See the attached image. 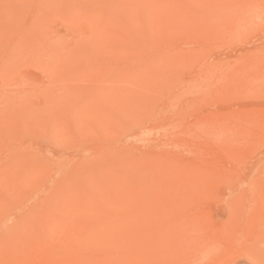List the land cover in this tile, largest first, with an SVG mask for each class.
Wrapping results in <instances>:
<instances>
[{
  "label": "rangeland",
  "instance_id": "374dc122",
  "mask_svg": "<svg viewBox=\"0 0 264 264\" xmlns=\"http://www.w3.org/2000/svg\"><path fill=\"white\" fill-rule=\"evenodd\" d=\"M130 1L0 0V264H264V0Z\"/></svg>",
  "mask_w": 264,
  "mask_h": 264
},
{
  "label": "bare ground",
  "instance_id": "6f19581e",
  "mask_svg": "<svg viewBox=\"0 0 264 264\" xmlns=\"http://www.w3.org/2000/svg\"><path fill=\"white\" fill-rule=\"evenodd\" d=\"M117 1H118V0H117ZM131 1H132V0H131ZM131 1H130V2H131ZM142 1H143V0H142ZM148 1H149L148 3H151V2H150L151 0H148ZM146 2H147V0H146ZM152 2H154V1H152ZM156 2H157V1H156ZM128 3H129V1H128ZM135 3H136V2H135ZM161 3H162V2H161ZM132 5H134V4H132ZM134 6H135V5H134ZM148 6H149V5H148ZM161 6H162V5H161ZM161 6H160V7H161ZM131 7H132V6H131ZM135 7H136V6H135ZM135 7H134V8H135ZM150 7H152V4L150 5ZM163 8H164V7H163ZM141 9H142V8H141ZM141 9H140V10H141ZM162 10H163V9H162ZM123 11H124V10H123ZM154 11H155V10H154ZM109 12L111 13L112 11H109ZM164 12H165V11H164ZM153 13H155V12H153ZM112 14H113V13H112ZM166 14H167V13H166ZM161 15H162V14H161ZM163 15L165 16V14H163ZM132 16H133V15H132ZM152 16H153V15H152ZM156 16H157V15H156ZM164 16H163V17H164ZM166 16H168V15H166ZM93 17H94V16H93ZM131 19H132V17H131ZM141 19H142V18H141ZM159 19H160V18H159ZM111 20H112V19H111ZM129 20H130V19H129ZM148 20H149V19H148ZM151 20H152V19H151ZM160 21H161V20H160ZM105 22H106V21H105ZM113 23H114V22H113ZM136 23H137V22H136ZM149 23H150V22H149ZM152 23H153V22H152ZM104 24H105V23H104ZM144 25H145V23H144ZM126 26H127V25H126ZM137 26H138V25H137ZM101 28H102V27H101ZM106 28H107V27H106ZM103 29H105V26L103 27ZM103 29H101V30L103 31ZM122 29H123V28H122ZM122 29H121V30H122ZM117 30H119V29L117 28ZM143 30H144V29H143ZM102 31H101V32H102ZM105 31H107V30H105ZM114 31H115V30H114ZM132 31H133V30H132ZM41 32H42V31H41ZM95 32H96V31H95ZM116 32H117V31H116ZM119 32H120V30H119ZM139 32H141V31H139ZM102 33H103V32H102ZM104 33H106V32H104ZM104 33H103V34H104ZM31 34H32V33L30 32V35H31ZM96 34H97V33H96ZM111 34H112V33H111ZM113 34H114V33H113ZM28 35H29V34H28ZM40 35H41V34H40ZM40 35H39V36H40ZM31 36H33V34H32ZM31 36H30V39H32ZM37 36H38V35H37ZM99 36H100V35H99ZM108 37H109V36H108ZM112 37H113V36H112ZM112 37H111V38H112ZM46 38H47V37H46ZM111 38H110V39H111ZM143 38H144V37H143ZM36 39H37V38H36ZM103 39H104V38H103ZM105 39H106V38H105ZM108 39H109V38H108ZM113 39H114V38H113ZM56 40H57V39H56ZM41 41H42V40H41ZM50 42H52V41H50ZM55 42H56V41H55ZM55 42H54V43H55ZM148 43H149V42H148ZM33 44H34V43H33ZM31 45H32V44H31ZM39 45H40V43H39ZM55 45H56V44H55ZM59 45H60V43H59ZM59 45H58V46H59ZM25 46H26V45H25ZM27 46H28V44H27ZM29 46H30V45H29ZM34 46H35V45H34ZM148 46H149V44H148ZM30 47H31V46H30ZM30 47H29V48H30ZM151 47H152V46H151ZM23 48H25V47L23 46ZM27 48H28V47H27ZM19 49H20V48H19ZM30 49H31V48H30ZM33 49H35V48H32V50H33ZM38 49H39V48H38ZM100 49H101V48H100ZM152 49H153V48H152ZM152 49H151V50H152ZM97 50H98V49H97ZM140 50H141V49H140ZM158 50H159V49H158ZM98 51H99V50H98ZM145 51H146V50H145ZM154 51H155V50H154ZM154 51H153V52H154ZM41 52H42V51H41ZM43 52H44V51H43ZM47 52H48V53L46 54V52H45L44 55L47 57V59H50V58H51V57H50L51 54L49 55V51H47ZM85 52H86V51H85ZM92 52H94V50H93ZM27 53H28V52H27ZM154 53H155V55H154L155 62H154V63H155V64H156V63L158 64V63L160 62L161 59H162L161 61L163 62L164 57L162 56V53H161V52H158L157 50H156ZM25 54H26V53H25ZM29 54H31V53H29ZM36 54H37V51H36ZM95 54H96V53H95ZM95 54H94V55H95ZM18 55H20V54H18ZM35 56H36V55H35ZM86 56H87V55H86ZM20 57H21V56H20ZM24 57H25V56H24ZM36 57H37V56H36ZM90 57H91V56H90ZM90 57H89V58H90ZM149 57H150V56H148V59H149ZM150 59H151V57H150ZM150 59H149V60H150ZM50 61H51V60H50ZM69 64H70V63H69ZM114 64H115V63H114ZM67 65H68V64H67ZM93 65H94V64H93ZM95 65H96V64H95ZM94 67H95V66H94ZM47 68H48V67H47ZM96 68H98V67H96ZM145 68H146V67H145ZM145 68H144V69H145ZM95 70H96V69H95ZM97 70H98V69H97ZM113 71H114V70H113ZM98 72H99V71H98ZM158 72H159V71H158ZM49 73H50V72H49ZM159 75H160V74H159ZM47 77H48V75H47ZM71 79H72V78H71ZM103 79H104V78H103ZM48 80H49V79H48ZM50 80H51V79H50ZM55 80H56V79H55ZM77 80H78V79H77ZM109 80H110V79H109ZM107 81H108V80H107ZM111 81H112V80H111ZM108 83H109V82H108ZM108 83H107V84H108ZM113 83H114V82H113ZM63 84H64V83H63ZM120 84H121V83H120ZM109 85H110V84H109ZM62 86H63V85H62ZM66 86H67V85H66ZM101 86H102V85H101ZM110 86H111V85H110ZM119 86H120V85H119ZM102 87H104V86H102ZM145 87H146V86H145ZM104 88H105V87H104ZM95 89H96V88H95ZM98 90H99V91H97L98 94H100V95H104V94H105V93H104V94L101 93V92H103V91L100 92V88H99ZM107 90H108V89H107ZM70 91H71V90H70ZM99 92H100V93H99ZM159 92H160V91H158V93H159ZM46 93H47V92H46ZM51 93H52V92H51ZM57 93H59V92H57ZM65 93H66V92H65ZM65 93H64V91L62 90V92H60L58 95H57V94H56V95L59 97V96L65 95ZM109 93H111V92H109ZM109 93H107V94H109ZM155 93H156V92H155ZM61 94H62V95H61ZM98 94H96V95H98ZM100 95H99V96H100ZM105 95H106V94H105ZM117 95H118V94H117ZM163 95H164V94H163ZM109 96L111 97V95H109ZM109 96H108V97H109ZM157 96H158V94H157ZM48 97H50V96H48ZM69 97H70V96H69ZM76 97H77V96H76ZM45 98H46V97H45ZM61 98H62V97H61ZM66 98H67V97H66ZM74 98H75V97H74ZM116 98H117V97H116ZM146 98H147V97H145V100H146ZM43 99H44V98H43ZM70 99H71V98H70ZM130 99H131V98H130ZM147 99H148V98H147ZM58 100H59V99H58ZM116 100H117V99H116ZM49 101H50V100H49ZM56 101H57V99H56ZM121 101H122V100H121ZM47 102H48V101H47ZM59 102H60V101H59ZM82 102H83V101H82ZM144 102H146V101H144ZM52 103H54V102L52 101ZM75 103H76V102H75ZM107 103H108V102H107ZM113 103H114V102H113ZM56 104H57V103H56ZM59 104H60V103H59ZM81 104H84V102L81 103ZM105 104H106V103H105ZM144 104H145V103H144ZM146 104H147V103H146ZM51 105H52V104H51ZM63 105H64V104H63ZM93 105H95V104H93ZM102 105H103V104H102ZM129 105H130V104H129ZM53 106H54V104H53ZM53 106H52V107H53ZM59 106H60V105H59ZM86 106H87V105H85V107H86ZM113 106H114V105H113ZM115 106H116V105H115ZM120 106H121V105H120ZM50 107H51V106H50ZM56 107H57V105H56ZM56 107H55V108H56ZM128 107L130 108V106H128ZM139 107H140V106H139ZM55 108H54V109H55ZM61 108H62V107H61ZM71 108H72V107H71ZM94 108H95V107H94ZM105 108H106V107H105ZM105 108H104V109H105ZM107 108L109 109V107H107ZM129 108H128V110H129ZM102 109H103V108H102ZM110 109H111V108H110ZM143 109H144V108H143ZM72 110H73V109H72ZM77 110H78V109H77ZM116 110H117V109H116ZM126 110H127V109H126ZM149 110H150V109H149ZM73 111H75V110H73ZM86 111L89 112V110H86ZM92 111H93V110H92ZM114 111H115V110H114ZM133 111H134V110H133ZM133 111H131V112H133ZM77 112H79V111H77ZM81 112H82V111H81ZM105 112H106V111H105ZM146 112H147V111H146ZM55 113H56V112H55ZM82 113H83V112H82ZM123 113H124V112H123ZM90 114H91V113H90ZM121 114H122V113H121ZM133 114H134V113H133ZM81 115H82V114H81ZM126 115H127V114H126ZM128 115H130V114H128ZM140 115H141V114H139V116H140ZM99 116H101L100 113H99ZM111 116H112V115H111ZM111 116H110V117H111ZM122 116H124V114H123ZM122 116H121V117H122ZM131 116H132V114H131ZM135 116H136V115H135ZM79 117H80V116H79ZM94 117H95V116H94ZM128 117H129V116H128ZM132 117H133V116H132ZM137 117H138V116H137ZM63 118H65V117H63ZM76 118H77V117H76ZM85 118H87V117H85ZM107 118H108V117H107ZM107 118H106V119H107ZM114 118H115V117H114ZM119 118H120V117H119ZM119 118H118V119H119ZM57 119H58V118H57ZM80 119H81V118H80ZM97 119H98V118H97ZM115 119H116V118H115ZM127 119H128V118H127ZM127 119H126V120H127ZM130 119H131V118H130ZM135 119H136V118H135ZM140 119H141V117H140ZM73 120H74V119H73ZM73 120H72V121H73ZM88 120H89V119H88ZM103 120H104V119H103ZM120 120H121V119H120ZM122 120H124V119H122ZM131 120H133V122H135L134 119H131ZM131 120H129V122H130ZM34 121H35V120H34ZM58 121H59V120H58ZM86 121H87V119H86ZM127 121H128V120H127ZM139 121H140V120H139ZM104 122H106V121H104ZM118 122H119V121H118ZM143 122H144V121H143ZM56 123H57V122H56ZM88 123H89V122H88ZM125 123H126V121H125ZM90 124H91V123H90ZM102 124H103V123H102ZM102 124H101V125H102ZM107 124H108V123H107ZM131 124H132V123H131ZM55 125H56V124H55ZM92 125H93V124H92ZM113 125H115V123H114ZM119 125H120V124H119ZM124 125H125V124H124ZM129 125H130V124H129ZM34 126H35V125H33V127H34ZM102 126H104V124H103ZM38 127H39V126H38ZM51 127H52V126H51ZM55 127H56V126H55ZM55 127H52V128H55ZM64 127H65V126H64ZM112 127H113V126H112ZM121 127H122V125H121ZM52 128H50V129L52 130ZM56 128H57V127H56ZM56 128H55V129H56ZM119 129H120V128H119ZM112 130H113V129H112ZM55 131H56V130H55ZM107 132H108V131H107ZM80 135H81V134H80ZM54 136H55V135H54ZM81 138H82V137H81ZM79 140H80V139H79ZM79 142H80V141H79ZM107 145H108V144H107ZM116 148H117V147H116ZM108 149H109V148H108ZM125 149H126V148H125ZM111 151H112V150H111ZM154 151H155V150H154ZM96 152H97V151H96ZM123 153H124V152H123ZM150 154H151V153H150ZM120 155H121V154H120ZM154 156H155V155H154ZM95 157H96V156H95ZM125 157H127V156H125ZM102 158H103V157H102ZM144 158H145V157H144ZM149 158H150V157H149ZM149 158H147V159H149ZM147 159H146V160H147ZM192 159H193V158H192ZM199 159H200V158H199ZM30 160H31V159H30ZM103 160H104V159H103ZM146 160H145V161H146ZM145 161H144V162H145ZM148 161H149V160H148ZM148 161H147V163H150V162H148ZM151 161H152V159H151ZM153 161H155V160L153 159ZM153 161H152V162H153ZM161 161H162V160H161ZM37 162H38V161H37ZM60 162H61V160H60ZM106 162H107V161H106ZM142 162H143V161H142ZM152 162H151L150 167H149V164H147V163H146V164L148 165V167H147V165H145V166L143 165L144 168L141 167V168H143L144 172H147L148 170L151 172V170L154 169V171H156L155 173H158L161 177H162V176H165V175H166V171L164 172L162 169H158V167H159L158 165H157V168H155L156 166H154V163H152ZM164 162H165V161H164ZM178 162H179V161H178ZM187 162H188V161H187ZM196 162H197V161H196ZM16 163H17V162H16ZM161 163H162V162H161ZM141 164H142V163H141ZM143 164H144V163H143ZM198 164H199V163H198ZM35 165H36V164H35ZM160 165H161V164H160ZM140 166H141V165H140ZM139 168H140V167H139ZM202 168H203V167H202ZM155 169H156V170H155ZM169 169H170V168H169ZM172 169H173V168H172ZM200 169H201V168H200ZM136 170L138 171L137 168H136ZM143 170H142V171L140 170V174H142ZM173 170H174V169H173ZM183 170H184V168H183ZM203 170H204V169H203ZM176 171H177V170H176ZM176 171H175V173H176ZM179 171H180V170H179ZM194 171H195V170H194ZM207 171H208V170H207ZM115 172H116V171H115ZM120 172H121V171H120ZM129 172H130V171H129ZM144 172H143V173H144ZM169 172H170V171H169ZM184 172H185V171H184ZM191 172H192V171H191ZM20 173H21V172H20ZM108 173H109V172H108ZM155 173H154L153 176L156 175ZM172 173H173V172H172ZM172 173H171V174H172ZM203 173H204V172H203ZM203 173H200V174H203ZM115 174H116V173H115ZM135 174H136V173H135ZM144 174H145V173H144ZM144 174H143V175H144ZM150 174L152 175L153 173H150ZM163 174H164V175H163ZM193 174H194V173H193ZM151 175H150V176H151ZM167 175H168V174H167ZM173 175H174V174H173ZM176 175H177V174H176ZM182 175H184V174H182ZM182 175H181V177H182ZM185 175H186V177L189 176L187 173H186ZM206 175H207V173H206ZM208 175H209V174H208ZM114 176H115V175H114ZM137 176H138V175H137ZM145 176H147V174H146ZM153 176H151V177H153ZM160 176H158V177H160ZM196 176H198V174H196ZM106 177H107V176H106ZM140 177H142V176H140ZM147 177H148V176H147ZM151 177H149V178L151 179ZM177 177H178V176H177ZM189 177H190V176H189ZM192 177H194V176H192ZM119 178H120V177H119ZM119 178H118V179H119ZM162 178L164 179L165 177H162ZM162 178H160V180H162V182L166 183ZM172 178H174V177H172ZM184 178H185V177H184ZM200 178H201V177H200ZM121 179H122V178H121ZM137 179H138V178H137ZM140 179L143 180L142 178H140ZM150 179H149V180H150ZM174 179H175V178H174ZM196 179H197V177L195 178V180H196ZM198 179H199V178H198ZM108 180H109V179H108ZM112 180H113V179H112ZM133 180H134V179H132V181H133ZM151 180H153V178H152ZM121 181H123V180H121ZM134 181H135V180H134ZM136 181H137V180H136ZM156 181H157V180H156ZM109 182H110V181H109ZM138 182H139V180L137 181V185H135V187H137V186L140 184V188H141V186H142L141 184H142V183H138ZM144 182H145V179H144ZM147 182H148V181H147ZM150 182H151V181H150ZM61 183H62V182H61ZM113 183H114V182H113ZM123 183H124V181H123ZM160 183H161V182H160ZM164 183H161V184H164ZM111 184H112V183H111ZM114 184H115V183H114ZM148 184H149V183H148ZM189 184H191V187H193V186H192L193 183H189ZM151 185H152V184H151ZM173 185H174V184H173ZM194 185H195V184H194ZM118 186H119V184H118ZM152 186H154V185H152ZM152 186H151V187H152ZM156 186H157V185H156ZM161 186H162V185H161ZM186 186H187V185H186ZM186 186H185V187H186ZM188 186H189V185H188ZM33 187H34V186H33ZM135 187H134V188H135ZM138 187H139V186H138ZM148 187H149V186H148ZM148 187H147V188H148ZM154 187H155V186H154ZM163 187H164V186H163ZM15 188H16V187H15ZM132 188H133V187H132ZM132 188H131V189H132ZM134 188H133V189H134ZM189 188H190V187H189ZM195 188H196V187H195ZM13 189H14V188H13ZM88 189H89V188H88ZM113 189H114V188H113ZM133 189H132V191H134ZM142 189H143V186H142ZM153 189L156 190L157 187H156V189H155V188H152V190H153ZM168 189H169V188H168ZM74 190H75V189H74ZM117 190H118V189H117ZM124 190H125V189H124ZM186 190H187V189H186ZM66 191H67V189H66ZM66 191H65V192H66ZM108 191H109V190H108ZM127 191H128V189H127ZM132 191H130V189H129V192H132ZM158 191H159V190L157 189L156 193H157ZM184 191H185V189H184ZM67 192H68V191H67ZM74 192H75V191H74ZM90 192H91V191H90ZM100 192H101V191H100ZM116 192H117V191H116ZM150 192H151V191H150ZM152 192H153V191H152ZM154 192H155V191H154ZM161 192H162V191H160V194H161ZM164 192H165V191H164ZM170 192H171V191H170ZM107 193H108V192H107ZM156 193H155V194H156ZM168 193H169V192H168ZM104 194H106V193H104ZM114 194H115V192H114ZM116 194H117V193H116ZM127 194H130V193L126 192L125 195H127ZM147 194H149V192H148ZM155 194H154V195H155ZM163 194H164V193H163ZM163 194H162L161 196H163ZM106 195H107V194H106ZM119 195H120V193H119ZM157 195H158V193L156 194V196H157ZM165 195H166V194H165ZM20 196H21V195H20ZM47 196H48V195H47ZM83 196H84V195H83ZM112 196H113V195H112ZM141 196H142V195H141ZM151 196H152V194H151ZM156 196H154V197H156ZM61 197H62V196H61ZM61 197H60V198H61ZM69 197H70V196H69ZM74 197H75V196H74ZM108 197H109V198H108ZM120 197H121V195H120ZM158 197H159V196H157V199H158ZM163 197H164V196H163ZM77 198H78V197H77ZM99 198H100V197H99ZM111 198H112V197H110L109 195H107V197H106L107 200H110ZM116 198H118V196H117ZM116 198H115V200H116ZM121 198H122V197H121ZM145 198H146V196H145ZM184 198H185V197H184ZM48 199H49V198H48ZM62 199H63V198H61V199H59V200H61L62 204H64V205L66 206V204H65L66 202L64 203V201H62ZM118 199H119V198H118ZM124 199H125V198H123L122 201H123ZM164 199H165V198H164ZM170 199H171V198H170ZM170 199H169V200H170ZM178 199H179V198H178ZM185 199H186V198H185ZM187 199H188V198H187ZM59 200H58V201H59ZM91 200H92V199H91ZM104 200H105V199H104ZM128 200H129V199H128ZM166 200H167V197H166ZM182 200H183V199H182ZM58 201H57V202H58ZM92 201H93V200H92ZM99 201H100V200H99ZM105 201H106V200H105ZM105 201H104V202H105ZM125 201H126V200H125ZM131 201H132V199H131ZM160 201H162V199L159 200L158 203H159ZM72 202H73V201H72ZM111 202H112V201H110V203H111ZM127 202H128V201H127ZM164 202H165V201H164ZM182 202H183V201H182ZM185 202H187V201H185ZM87 203H88V201H87ZM94 203H95V202H94ZM110 203H109V204H110ZM142 203H143V202H141L140 205L138 204V205H137L138 207L134 208V210H133L131 213L128 212V215H125V214H124V215H119V213H118L117 211L114 210V209L117 208V207H113L112 210L109 208V210H111V211H108V213L104 211V212H103L104 215L101 214L102 217L100 218L101 220H99V221L101 222V224H102V223H103V224H108V227H109V225H111V226H113L114 228H115V227L117 228V225H120V227H122L123 225H127V224H130V223H133V222L136 220V218L134 219V215H135L137 218H143V220L145 219V221H146V217H148V213H150V212L147 211V209H149V208H146V206H148V205H146V204L144 203L145 205L143 204V205H144V207H143V206L141 205ZM189 203H190V202H189ZM101 204H102V201H101ZM101 204H100V205H101ZM104 204H105V203H104ZM116 204H117V203H116ZM159 204H160V203H159ZM174 204H175V203H174ZM178 204H179V203H178ZM86 205H88V204H86ZM89 205H91V204H89ZM89 205H88V206H89ZM106 205H107V203H106ZM114 205H115V204H114ZM121 205H122V204H120V206H121ZM182 205H183V204H182ZM184 205H186V204L184 203ZM188 205H189V204H188ZM195 205H196V204H195ZM88 206H87V207H88ZM98 206H99V205H98ZM110 206H113V205L110 204ZM154 206H155V205H154ZM159 206H160V205H159ZM186 206H187V205H186ZM186 206H185V207H186ZM58 207H60V206H58ZM61 207H63V206H61ZM61 207H60V208H61ZM66 207H67V206H66ZM101 207H103V206L101 205ZM185 207H184V208H185ZM195 208H196V207H195ZM124 209H125V208H124ZM155 209H156V208H155ZM107 210H108V209H107ZM121 210H122V209H121ZM46 211H48V210H46ZM76 212H77V211H76ZM94 212H95V211H94ZM98 212H99V211H98ZM42 213H43V212H42ZM80 213H81V211H80ZM80 213H78V214H80ZM105 213H106V214H105ZM64 214H65V213H64ZM45 215H46V213H45ZM45 215H44V216H45ZM83 215H84V214H83ZM87 215H88V214H87ZM103 216H104L105 218H104ZM119 216H120V217H119ZM155 216H156V215H155ZM130 217H131V218H130ZM44 218H45V217H44ZM75 218H76V217H75ZM77 218H78V217H77ZM151 218H152V217H151ZM151 218H150V219H151ZM160 218H161V217H160ZM104 219H105V220H104ZM75 221H76V220H75ZM99 221H98V222H99ZM139 221H140V220H139ZM139 221H138V223H139ZM153 221H154V220H153ZM49 222H50V221H49ZM106 222H107V223H106ZM147 222H148V221H147ZM149 222H150V221H149ZM155 222H156V221H155ZM26 223H27V222H26ZM94 223H95V222H94ZM134 223H135V222H134ZM140 223H141V221H140ZM150 223H151V222H150ZM156 223H157V222H156ZM190 223H191V222H190ZM101 224H100V226H101ZM103 224H102V225H103ZM141 224H142V223H141ZM141 224H140V225H141ZM48 225H49V223H48ZM48 225H47V226H48ZM55 225H56V223H55ZM88 225H89V224H88ZM187 225H188V223H187ZM98 226H99V224H98ZM127 226H128V225H127ZM136 226H137V225H135V228H136ZM142 226H143V225H142ZM149 226H150V225H149ZM151 226H153V225H151ZM45 227H46V226H45ZM102 227H103V226H102ZM104 227H105V226H104ZM124 227H125V226H124ZM155 227H156V226H155ZM92 228H93V227H92ZM125 228H126V227H125ZM142 228H143V227H142ZM43 229H44V228H43ZM118 229L120 230V228H118ZM147 229H148V228H147ZM149 229H152V227L149 228ZM155 229H156V228H155ZM88 230H89V229H88ZM98 230H99V229H98ZM114 230H115V229H114ZM116 230H117V229H116ZM142 230H143V229H142ZM144 230H145V228H144ZM157 230H158V229H157ZM176 230H177V229H176ZM182 230H183V228H182ZM93 231H94V230H93ZM183 231H184V230H183ZM90 232H91V230H90ZM117 232H118V231H117ZM129 232H130V231H129ZM131 232H132V231H131ZM147 232H149V231L147 230ZM152 232H153V231H152ZM152 232H151V233H152ZM154 232L156 233L155 230H154ZM154 232L152 233V235H150V237H153V236H154V235H153V234H155ZM181 232H182V231H181ZM52 233H53V232H52ZM58 233H60V232H58ZM85 233H86V232H85ZM92 233H94V232H92ZM114 233H116V232H114ZM125 233H126V232H125ZM140 233H141V232H140ZM144 233H145V232H144ZM144 233H141V234H143L144 237H145V234H144ZM46 234H47V233H46ZM123 234H124V233H123ZM130 234H131V233H130ZM200 234H201V232H200ZM98 235H99V234H98ZM109 235H110V234H109ZM109 235H107V236L109 237L108 239H110V240H116V241H117V240H120V239L124 240V238H125V237L123 238L122 235L120 236V232H119V235H117V234H115V235H110V236H109ZM146 235H148V233H147ZM157 235H159V234L157 233ZM157 235H156V236H157ZM65 236H66V235H65ZM86 236H87L88 238H90V237L92 236V234L88 233ZM96 236H97V235H96ZM104 236H105V235H104ZM104 236H103V237H104ZM123 236H125V234H124ZM156 236H155V237H156ZM127 237L130 238V236H127ZM141 237H142V236H140V239L143 240L144 237H142V238H141ZM157 237H158V236H157ZM157 237H156V238H157ZM172 237H173V236H172ZM16 238H17V237H16ZM80 238H82V237H80ZM85 238H86V237H85ZM105 238H106V237H105ZM132 238H133V239H132ZM132 238H131L132 241H134L135 237H133V235H132ZM162 238H163V237H162ZM108 239H106V240H108ZM126 239H127V238H126ZM126 239H125V240H126ZM146 239H147V238H146ZM178 239H179V238H178ZM81 240H82V239H81ZM85 240H89V239H85ZM90 240H92V238H91ZM90 240H89V241H90ZM93 240H94V239H93ZM110 240H109V241H110ZM135 240H136V239H135ZM144 240H145V239H144ZM172 240H173V239H172ZM126 241H127V240H126ZM145 241H148V240H145ZM11 242H12V241H11ZM65 242H66V241H65ZM81 242H83V241H81ZM117 242H118V241H117ZM121 242H122V241H121ZM124 242H125V241H124ZM128 242H129V241H127V244H128ZM159 242H160V240H159ZM170 242H171V241H170ZM172 242H173V241H172ZM98 243H99V242H98ZM130 243H131V242H130ZM133 243H134V242H133ZM138 243H139V242H138ZM146 243H149V242H146ZM157 243H158V241H157ZM160 243L162 244V242H160ZM111 244H112V242H111ZM122 244H123V242H122ZM122 244H120V245L122 246ZM125 244H126V242H125ZM134 244H135V243H134ZM150 244H151V243H150ZM150 244L148 245L149 247L151 246ZM161 244H160V245H161ZM167 244H168V243H167ZM170 244H174V243H170ZM77 245H78V244H77ZM117 245H118V244H117ZM155 245H157L156 242H154V246H155ZM158 245H159V244H158ZM160 245H159V246H160ZM178 245H179V244L177 243V244H176V247H177ZM121 246H119V247L121 248ZM126 246H127V245H126ZM148 246H147V248L150 249L151 247L149 248ZM162 246H163V244H162ZM166 246H167V245L165 244V246H163V247H166ZM179 246L181 247V245H179ZM74 247H75V246H74ZM80 247H81V246H80ZM92 247H93V246H92ZM144 247H145V246H144ZM169 247H170V246L168 245V248H169ZM171 247H172V245H171ZM99 248H100V246H99ZM115 248H116V247H115ZM123 248H125V245H123ZM129 248H130V247H129ZM145 248H146V247H145ZM147 248H146V249H147ZM177 248H178V247H177ZM177 248H176V249H177ZM41 249H42V248H41ZM48 249H49V248H48ZM78 249H80V248H78ZM158 249H159V250H161V249L163 250V248H158ZM158 249H157V250H158ZM171 249H172V248H170V250H171ZM75 250H76V249H75ZM121 250H122V252H123V249H120V252H121ZM138 250H141V248H140V249L138 248ZM138 250H137V251H138ZM142 250L144 251V249H142ZM152 250H153V249H152ZM152 250H150V251H152ZM155 250H156V249H155ZM170 250H169V251H170ZM177 250H178V249H177ZM177 250H175L174 256H175V254H176V256L179 255V254H177V253H178ZM55 251H56V250H54V252H55ZM60 251H61V250H60ZM118 251H119V250H118ZM128 251H130V250H128ZM145 251H146V250H145ZM147 251H148V250H147ZM153 251H154V250H153ZM163 251H164L165 254H166V250H163ZM169 251H167V252H169ZM171 251H172V250H171ZM176 251H177V253H176ZM21 252H22V251H21ZM24 252H25V250H24ZM24 252H23V253H24ZM49 252H50V250H49ZM49 252L46 251V252L44 253V255L47 254V253H49ZM54 252H53V253H54ZM67 252H68V251H67ZM67 252H66V254H68ZM71 252H72V250H71ZM73 252H74V251H73ZM111 252H112V251H111ZM114 252H115V251H114ZM120 252H119V253H120ZM126 252H127V250H126ZM148 252H149V251H148ZM148 252H147V257H148ZM156 252H157V251H156ZM164 252H163V254H164ZM179 252H180V251H179ZM192 252H193V251H192ZM51 253H52V252H51ZM53 253H52V254H53ZM55 253H56V252H55ZM63 253H65V251H63ZM115 253L117 254V252H115ZM124 253H125V252H124ZM134 253H135V252H134ZM136 253H139V252H136ZM136 253H135V254H136ZM144 253H145V252H144ZM149 253H150V252H149ZM24 254H25V253H24ZM52 254H51V255H52ZM57 254H58V251H57ZM57 254H53V255H57ZM95 254H96V253H95ZM116 254H115V255H116ZM120 254H121V253H120ZM127 254H128V252H127ZM154 254H155V253H154ZM163 254L161 253V256H163V258H164V255H165V254H164V255H163ZM167 254H168V253H167ZM167 254H166V255H167ZM26 255L28 256V254H26ZM33 255H34V254H33ZM47 255H49V254H47ZM47 255H45V256L47 257ZM58 255H59V254H58ZM155 255H156V254H155ZM155 255H154V256H155ZM166 255H165V256H166ZM27 256H26V257H27ZM61 256H62V254H61ZM125 256L127 257V255H125ZM134 256H135V255H134ZM137 256H138V255H137ZM137 256H136V257H137ZM150 256H152V255L150 254ZM158 256H159V255H158ZM168 256H169V254H168ZM170 256H171V255H170ZM170 256H169V257H170ZM176 256H175V257H176ZM181 256H182V254H181ZM193 256H194V255H193ZM21 257H22V256H21ZM31 257H32V256H31ZM37 257H38V256H37ZM132 257H133V256H132ZM29 258H30V257H29ZM34 258H35V256H33V259H34ZM122 258L124 259V261L122 260ZM122 258H119L118 261H119V260H122L121 262H122V264H124V263L126 262V261H125V257H122ZM165 258H167V257H165ZM179 258H180V257H179ZM4 259H5V258H4ZM27 259H28V258H27ZM33 259H32V263H33V261H34ZM63 259H64V258H63ZM175 259H177V257H176ZM28 260H30V259H28ZM73 260H74V259H73ZM85 260H86V259H85ZM102 260H103V259H102ZM114 260H115V259H114ZM132 260H134V259H132ZM153 260H154V259H152V262H153ZM156 260H157V259H156ZM30 261H31V260H30ZM74 261H75V260H74ZM89 261H90V260H89ZM116 261H117V259H116ZM116 261H114V262L116 263ZM118 261H117L116 264L119 263ZM142 261H143V260H142ZM164 261H165V259H164ZM174 261H175V260H174ZM72 262H73V261H72ZM121 262H120V264H121ZM128 262H129V261H128ZM128 262H127V263H128ZM154 262H155V261H154ZM159 262H161V261H159ZM159 262H158V263H159ZM74 263H75V262H74ZM74 263H72V264H74ZM76 263H77V262H76ZM76 263H75V264H76ZM92 263H93V262H92ZM115 263H114V264H115ZM132 263H133V262H132ZM146 263H147V261H146ZM13 264H14V263H13ZM90 264H91V262H90ZM95 264H96V263H95ZM133 264H134V263H133ZM141 264H142V263H141ZM148 264H151V263H148ZM152 264H153V263H152Z\"/></svg>",
  "mask_w": 264,
  "mask_h": 264
}]
</instances>
